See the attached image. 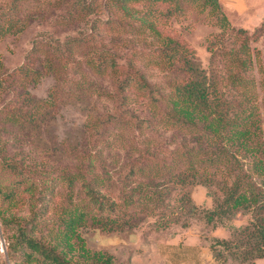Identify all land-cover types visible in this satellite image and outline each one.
Instances as JSON below:
<instances>
[{
  "label": "rangeland",
  "instance_id": "1",
  "mask_svg": "<svg viewBox=\"0 0 264 264\" xmlns=\"http://www.w3.org/2000/svg\"><path fill=\"white\" fill-rule=\"evenodd\" d=\"M106 1L0 0V27L15 26L0 37V76L23 66L40 69L45 60L59 66L57 73L36 82L32 75L13 74L11 87L0 95V110L21 105L26 93L38 101L56 95L39 130L48 149L47 165L59 176L52 215L74 205L89 209L91 183L96 194L123 206L122 212L138 223L122 231L90 222L80 229L89 249L113 256L115 264H242L216 240H244L241 231L264 223L259 220L264 210L242 208L212 223L205 213L224 200L225 183L230 185L238 172L247 173L254 189L264 192V171L257 167L264 161V0H220L218 12L201 0L183 1L182 10L173 15L169 4L152 0H132L124 11ZM150 19L193 53L211 85L214 110L191 130L177 128L172 106L173 87L186 76L176 60L170 65L165 59V40L151 29ZM142 76L154 90L151 96L138 88ZM218 114L229 119L228 127L218 124L216 129ZM234 123L249 132L246 148L237 139L227 141ZM147 148L149 156L141 157ZM187 150L194 168L213 178L212 183L183 189L171 185L161 199L150 191L144 200L133 191L138 183L165 180L163 172L152 170L157 160L170 166L166 172L178 173L175 165L186 166ZM135 160L148 171L133 176ZM0 178L14 180L1 166ZM182 192L190 195L197 211L180 208ZM21 214L28 216V203ZM10 228L3 227L7 238ZM6 245L0 232V264ZM256 264H264V258Z\"/></svg>",
  "mask_w": 264,
  "mask_h": 264
},
{
  "label": "trees",
  "instance_id": "2",
  "mask_svg": "<svg viewBox=\"0 0 264 264\" xmlns=\"http://www.w3.org/2000/svg\"><path fill=\"white\" fill-rule=\"evenodd\" d=\"M183 1L195 3L202 1L203 6L210 7L212 11L221 10L220 0H152L153 3L169 4L171 15L182 10ZM106 2L109 5L113 4L114 8L124 11L126 5L132 0H107ZM27 19L33 18L27 16ZM222 22L224 25L227 23L225 16H223ZM21 23L19 20L18 24ZM148 23L151 29L165 40V59L169 61L170 65H174V61L171 59L176 60L182 73L186 76L173 87L172 106L177 128L191 130L198 124L197 122L208 121L214 110L210 109L209 105L211 85L205 70L194 60L193 53L185 45L164 35L162 29L156 25V21L150 19ZM13 27L15 26L11 23L7 27L1 26L0 37L12 33ZM17 29L22 28H16L15 31ZM58 67L57 62L45 60L40 69L23 66L15 72L25 76L32 75L31 81L36 82L37 77L57 73ZM13 74L0 76L1 96L11 87L9 81L14 78ZM137 85L140 90L147 91L150 96L152 95L154 90L143 76L137 81ZM55 99L54 93L49 98L40 101L26 93L25 97L20 100L22 101L21 105L15 106L13 109L0 110V166L5 175H12L14 179L6 183L7 178H0V201L6 204L5 208L0 206V232L2 239L7 242L3 264H115L113 256L89 249L80 229L86 227L89 222L107 231H122L136 227L138 223L135 222V217L133 218L131 214L127 216L125 212H122L123 206H119L115 202L110 203L111 200L98 194L99 192L96 194L91 183H87V196L90 197L89 209H87L89 206L74 205L71 206L72 208L54 210L52 215L51 202L55 197L54 183L58 181L59 176H53V169L47 165L46 153H48V149L39 136V130L46 107L54 106ZM220 115L218 114L214 118L217 120L215 127L218 124L228 127L229 119L225 121L224 116ZM236 126L239 124L234 123L231 130L228 131L227 141L237 139L241 142L240 147L246 148L249 132L239 130V127L235 128ZM186 152V166L182 168L180 164L175 165V168L180 170L178 173L166 172L165 167L170 168V166L164 161L157 160L152 170L157 173L163 172V176L166 175L165 180L158 183L153 181L138 183L133 191L137 189L139 197L144 196V200L147 199V194L151 195V192L161 199L163 194H168L171 185L183 189L197 182L212 183L213 178L204 177V174L194 168V162L189 155L190 151ZM226 153L228 156L229 151L227 150ZM149 154V148L140 152L141 157L144 156V158ZM158 164H162V166ZM257 167L264 171V161L260 160ZM130 169L133 176L136 172L148 171L147 166L140 163L139 160H135ZM225 184L224 200L218 204L215 210L205 213V218L209 223H212L216 218L232 215L242 208L255 207L264 210V204H261L264 192L254 189V183L249 180L247 173L238 172L230 185ZM181 194L178 198L180 208L188 212L197 211L198 208L193 204L190 195L186 192ZM152 197L154 196H150L149 199ZM26 203L29 205V214L23 216L21 211ZM92 207L96 211L90 210ZM121 212L122 214H120ZM263 219L259 220L263 221ZM184 225L186 226L188 223L185 222ZM3 227H11L12 234L9 238L6 237ZM240 234L244 240L237 242L216 240V245L230 251L232 257L242 264H247L249 261H252L251 264H255L256 260L264 258V223H251ZM246 247L249 249L235 252L236 249Z\"/></svg>",
  "mask_w": 264,
  "mask_h": 264
},
{
  "label": "water",
  "instance_id": "3",
  "mask_svg": "<svg viewBox=\"0 0 264 264\" xmlns=\"http://www.w3.org/2000/svg\"><path fill=\"white\" fill-rule=\"evenodd\" d=\"M3 252H5V248L3 249Z\"/></svg>",
  "mask_w": 264,
  "mask_h": 264
},
{
  "label": "crops",
  "instance_id": "4",
  "mask_svg": "<svg viewBox=\"0 0 264 264\" xmlns=\"http://www.w3.org/2000/svg\"><path fill=\"white\" fill-rule=\"evenodd\" d=\"M256 262H257V260H256ZM256 262H255V264H256Z\"/></svg>",
  "mask_w": 264,
  "mask_h": 264
}]
</instances>
